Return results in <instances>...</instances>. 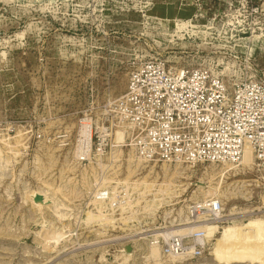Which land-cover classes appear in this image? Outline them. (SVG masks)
<instances>
[{
    "label": "rangeland",
    "instance_id": "obj_1",
    "mask_svg": "<svg viewBox=\"0 0 264 264\" xmlns=\"http://www.w3.org/2000/svg\"><path fill=\"white\" fill-rule=\"evenodd\" d=\"M215 6V20L191 21L213 26L208 34L175 29L192 18L188 0H0V264H264L263 240L227 234L264 221V167L144 163L116 126L95 153L131 57L218 62L229 88L264 68V0ZM142 12L168 20L165 28H143ZM96 187L120 189L131 203L104 208L91 197ZM207 197L221 201V220L186 232L200 246L193 253L165 255L151 236L193 226L173 220Z\"/></svg>",
    "mask_w": 264,
    "mask_h": 264
},
{
    "label": "built area",
    "instance_id": "obj_2",
    "mask_svg": "<svg viewBox=\"0 0 264 264\" xmlns=\"http://www.w3.org/2000/svg\"><path fill=\"white\" fill-rule=\"evenodd\" d=\"M218 1L224 0H190L196 9L194 15L182 23H189L186 27L176 19L175 29L197 30L200 27L211 34L213 26L191 21L215 20L221 15L219 6H215ZM204 4L210 6L206 8ZM141 17L143 28L150 24L165 28L168 21L147 12H142ZM254 31L236 30L242 35ZM259 36L264 40V30H259ZM219 66L218 62L206 64L203 61L192 67H177L159 55L128 59L125 90L106 108L105 123L109 127L102 124L94 136L97 156L111 145L110 127L116 126L129 135V146L144 163L239 166L245 150L249 149L254 166L264 167V68L254 69L253 79L243 78L229 88L218 71ZM91 197L115 213L129 202L124 191H111L106 187H96ZM186 207L184 218L173 220L176 225L218 222L222 218V204L215 197L194 200ZM194 238L190 234H172L154 241L165 255L180 257L200 247ZM191 241H194L193 246H190Z\"/></svg>",
    "mask_w": 264,
    "mask_h": 264
},
{
    "label": "bare ground",
    "instance_id": "obj_3",
    "mask_svg": "<svg viewBox=\"0 0 264 264\" xmlns=\"http://www.w3.org/2000/svg\"><path fill=\"white\" fill-rule=\"evenodd\" d=\"M245 79H253L254 76H252L251 78H248V77H244ZM119 133V132H117ZM116 133V135H117ZM121 134V132H120ZM122 136V137H121ZM121 139L123 138V135L121 134L120 135ZM119 135L117 137V142H120L121 139ZM116 138V137H115ZM120 140V141H119ZM252 155H251V152L249 149H246L245 152H244V155H243V158H242V161H241V165H244V166H249L252 165ZM234 167H229V166H225L223 168V170L226 169V172H229L230 170H232ZM171 178V177H170ZM168 182V181H167ZM138 185V184H137ZM140 185V184H139ZM168 185V184H167ZM134 187V186H133ZM150 188V187H149ZM150 190V189H148ZM164 192V191H163ZM162 194V193H161ZM174 195V193H173ZM131 203V202H128V204ZM204 221H199V222H196V223H192L194 224L193 226H190V227H184V228H181L178 231V233L182 234V233H185L186 232H197V231H202V230H210V229H214L215 227H213V223H202ZM207 222V221H206ZM202 223V224H201ZM188 224V223H187ZM240 224V223H239ZM186 225L185 223L183 225H179V226H184ZM235 228V229H234ZM42 230V229H41ZM174 232H166L164 234H162L161 236L159 234H155L153 236H151L152 238L154 237H162L163 239H166L168 236L172 235ZM62 234V233H61ZM227 234L229 237H234V238H238V239H242V240H254L255 242L258 241V239H261L264 241V221H255V222H251L249 221L247 224L243 225V226H238L236 224H233V227L232 229L231 228H227ZM57 236H52V237H48V239H58L60 237V233L59 235L56 234ZM43 236V235H42ZM47 238V237H46ZM45 238V239H46ZM61 238V237H60ZM63 239V238H62ZM199 239V238H198ZM257 239V240H256ZM200 240V239H199ZM55 241V240H54ZM153 246V245H152ZM151 248V253L152 254L151 256L152 257H158L157 255L159 254V247L157 248V246H153V247H150ZM160 255V254H159Z\"/></svg>",
    "mask_w": 264,
    "mask_h": 264
},
{
    "label": "crops",
    "instance_id": "obj_4",
    "mask_svg": "<svg viewBox=\"0 0 264 264\" xmlns=\"http://www.w3.org/2000/svg\"><path fill=\"white\" fill-rule=\"evenodd\" d=\"M189 1H190V0H188V3H189ZM204 1H206V2H207V0H204ZM208 1H209V0H208ZM215 2H216V0H215ZM192 7H193V5H192ZM195 11H196V9L193 7V11H192L193 13H192V15H191V16H193V15H194Z\"/></svg>",
    "mask_w": 264,
    "mask_h": 264
}]
</instances>
